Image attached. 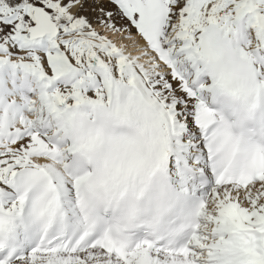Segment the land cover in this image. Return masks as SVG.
<instances>
[{
  "label": "snow or ice",
  "instance_id": "obj_1",
  "mask_svg": "<svg viewBox=\"0 0 264 264\" xmlns=\"http://www.w3.org/2000/svg\"><path fill=\"white\" fill-rule=\"evenodd\" d=\"M0 264H264V0H0Z\"/></svg>",
  "mask_w": 264,
  "mask_h": 264
}]
</instances>
